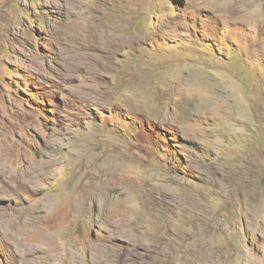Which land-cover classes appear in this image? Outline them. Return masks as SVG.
<instances>
[{"label":"rangeland","instance_id":"1","mask_svg":"<svg viewBox=\"0 0 264 264\" xmlns=\"http://www.w3.org/2000/svg\"><path fill=\"white\" fill-rule=\"evenodd\" d=\"M0 171V264H264V0H0Z\"/></svg>","mask_w":264,"mask_h":264},{"label":"bare ground","instance_id":"2","mask_svg":"<svg viewBox=\"0 0 264 264\" xmlns=\"http://www.w3.org/2000/svg\"><path fill=\"white\" fill-rule=\"evenodd\" d=\"M80 28H81V27H80ZM80 31H81V30H80ZM81 32H84V31H81ZM92 42L95 43V44H99V43H100V41H98L94 35H93V37H92ZM34 165H35V164H34ZM34 165H33V166H34ZM35 167H36V165H35ZM35 167H34V168H35ZM29 168H31V167H29ZM29 168H27V170H28ZM34 168H33V169H34ZM7 170H8V168H7ZM29 170H30V169H29ZM37 170H38V168H37ZM12 171H13V173H15L14 170H12ZM0 172H1V171H0ZM38 172H39V171H38ZM13 173H12V174H13ZM18 173H19V172H18ZM33 173H34V172H33ZM4 174H5V173H4ZM20 175L22 176L23 174L21 173ZM24 175H25V179L27 180L28 184H30V185L32 184V186H33L34 188L39 184V182H38L39 179H38V181H37V180H34V181H33V180H31V178L28 179L25 173H24ZM24 175H23V176H24ZM37 175H38V174H37ZM9 176H10V175H9ZM9 176H7V177H9ZM15 176H16V174H15ZM33 176H34V175H33ZM39 176H40V175H38V177H39ZM46 176H47V175H46ZM12 177H13V176H12ZM17 177H18V179H19L18 174H17ZM29 177H31V176H29ZM36 177H37V176H36ZM20 178H21V177H20ZM42 178H43V177H42ZM6 179H7V178H6ZM11 179H12V178H11ZM23 180H24V179H23ZM9 181H10V180H9ZM16 181L18 182V180H16ZM40 182H42V181L40 180ZM16 184H17V183H16ZM13 185H14V184H13ZM25 186H27V185H25ZM38 186H39V185H38ZM40 186H41V185H40ZM29 188H30V187H29ZM36 188H37V187H36ZM12 226H13V225H12Z\"/></svg>","mask_w":264,"mask_h":264}]
</instances>
